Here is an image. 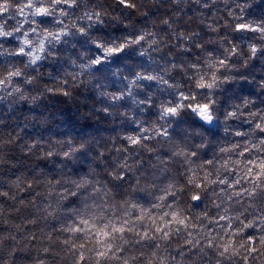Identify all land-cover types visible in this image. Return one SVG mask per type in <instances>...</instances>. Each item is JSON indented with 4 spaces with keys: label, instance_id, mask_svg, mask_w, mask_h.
<instances>
[{
    "label": "clouds",
    "instance_id": "obj_1",
    "mask_svg": "<svg viewBox=\"0 0 264 264\" xmlns=\"http://www.w3.org/2000/svg\"><path fill=\"white\" fill-rule=\"evenodd\" d=\"M0 264H264V0H0Z\"/></svg>",
    "mask_w": 264,
    "mask_h": 264
}]
</instances>
